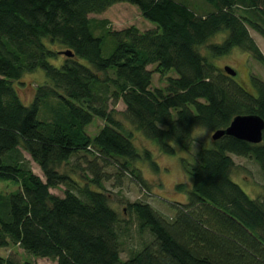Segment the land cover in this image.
<instances>
[{
  "label": "trees",
  "instance_id": "1",
  "mask_svg": "<svg viewBox=\"0 0 264 264\" xmlns=\"http://www.w3.org/2000/svg\"><path fill=\"white\" fill-rule=\"evenodd\" d=\"M204 1L212 8L200 12L186 0H0V180L20 184L0 190L1 247L19 246L54 264H264V194L251 197L232 178L231 155L253 158L264 172V132L260 143L224 135L215 147H201L194 162L183 158L192 188L187 202H176L174 216L148 201L129 202L138 231L153 239L126 259L127 221L110 205L99 168L83 185L61 170L75 155L93 156L90 164L115 163L147 186L133 162L160 166L150 150L138 151L133 131L116 118L121 100L126 119L168 154L176 152L173 144L189 150L197 127L223 129L239 114L264 119V79L252 74L255 94L213 61L239 47L264 65L250 32L264 36V0ZM118 2L136 5L155 26L113 29L108 19L90 16ZM222 31V42H209ZM107 37L116 45L105 55ZM59 54L65 55L60 66L50 61ZM39 68L49 83L38 85L27 105L15 81ZM155 72L165 86H153ZM95 116L105 124L91 136L86 127ZM61 185L64 196L51 191ZM0 264L38 263L10 254L0 255Z\"/></svg>",
  "mask_w": 264,
  "mask_h": 264
},
{
  "label": "rangeland",
  "instance_id": "2",
  "mask_svg": "<svg viewBox=\"0 0 264 264\" xmlns=\"http://www.w3.org/2000/svg\"><path fill=\"white\" fill-rule=\"evenodd\" d=\"M193 8L200 12L211 9L204 0H186ZM96 21L103 19L109 20V25L113 29H123L131 25L138 26L141 30H147L155 26L154 23L145 19L140 9L129 2H118L109 7L105 12L90 15ZM97 32H101L98 29ZM250 32L254 36L258 45L264 53V36L250 27ZM226 31L217 33L209 40V42H222L226 37ZM53 49H60L58 44H49ZM115 41L111 37H107L103 44V53L105 55L112 52L115 48ZM62 49V48H61ZM203 51L206 48L203 47ZM65 58L64 54H59L58 58H51L50 61L60 66ZM83 63L88 64L85 59H80ZM215 64L220 70L225 71L226 66H231L236 70L235 80L238 81L247 90L256 94V90L252 83V74L264 79V65L258 61L250 52L234 48L231 53L213 58ZM154 65H149V69H154ZM226 72V71H225ZM175 75L174 72L170 73ZM49 83L43 69L39 68L34 72L25 73L21 80L15 81L18 92L25 104H30L35 96L36 87ZM166 78L155 72L153 76V86H165ZM115 116L123 123L125 131H133L132 141L140 153L148 149L152 152L154 159L160 166V170H155L147 160H138L133 162L134 167L140 169L142 176L146 179L147 186H142L127 170H122L117 164H104L101 159H95V164H90L93 156L85 158L82 154L75 155L71 163L61 167L73 176L80 185L90 182V178L95 177V169L99 168L101 173V182L103 183V191L110 195V205L117 209L122 219L127 221L128 227L124 228L121 237V255L123 259L128 258L132 251L140 248L146 242L153 239L150 232L141 234L138 231L134 214L126 209L129 202L135 200H144L150 202L158 212L165 217H172L176 214V202H187L189 191L192 188L191 182L185 174L182 159L186 158L190 162H194L197 151L201 147H215L213 134L214 130L203 127H197L193 131V142L189 150L179 145L173 144L176 152L168 154L161 150L157 140L146 137L139 129L133 126L125 116L126 105L121 100L116 105ZM104 120L95 116L93 122L86 127L89 135L95 136L104 126ZM126 134V133H125ZM28 159L31 160L34 171L43 179L45 176L40 166L31 158L30 154L25 152ZM235 160V166L232 170V178L241 185V187L251 196L258 197L264 194V172L260 165L251 157L237 156L231 154ZM96 166V168H95ZM185 182L186 187L178 190L176 187L179 183ZM93 189L101 190L98 185L91 183ZM20 184L15 180H0V190L3 192L15 191ZM98 186V187H96ZM51 191L60 196L65 195V186L61 185L57 188H51ZM160 213V214H161ZM10 254L18 257L22 262H31L38 264H54L51 258L35 256L23 251L19 246H0V255L8 256Z\"/></svg>",
  "mask_w": 264,
  "mask_h": 264
},
{
  "label": "water",
  "instance_id": "3",
  "mask_svg": "<svg viewBox=\"0 0 264 264\" xmlns=\"http://www.w3.org/2000/svg\"><path fill=\"white\" fill-rule=\"evenodd\" d=\"M67 56H73L71 50H65ZM225 71L231 76L236 75V70L231 66H226ZM264 119L256 114H239L235 116L230 125L223 129H218L213 134V139L217 140L224 135L234 136L251 143H260L263 140Z\"/></svg>",
  "mask_w": 264,
  "mask_h": 264
}]
</instances>
